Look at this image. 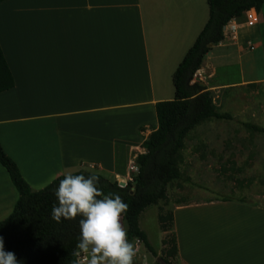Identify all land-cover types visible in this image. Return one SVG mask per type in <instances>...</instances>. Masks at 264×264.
<instances>
[{"label": "crops", "instance_id": "obj_1", "mask_svg": "<svg viewBox=\"0 0 264 264\" xmlns=\"http://www.w3.org/2000/svg\"><path fill=\"white\" fill-rule=\"evenodd\" d=\"M208 17L206 0L0 1V47L14 79L0 92V144L31 189L79 170L133 183L155 104L174 97L172 74ZM238 20L228 22L237 37L212 44L191 82L216 91L264 79L252 66L260 54L264 68V3L256 28ZM233 55L239 78L224 81ZM17 196L0 164V220ZM171 210L177 264H264V197Z\"/></svg>", "mask_w": 264, "mask_h": 264}, {"label": "trees", "instance_id": "obj_2", "mask_svg": "<svg viewBox=\"0 0 264 264\" xmlns=\"http://www.w3.org/2000/svg\"><path fill=\"white\" fill-rule=\"evenodd\" d=\"M206 1L209 7L208 20L172 74L174 97L155 104L157 125L141 143L144 151L136 157L137 171L133 183L127 182L125 186H120L118 181L109 180L98 173L85 170L72 172L85 176L97 175L100 177L98 187L105 194L116 193L121 196L128 205V211L122 217L127 233L153 255L157 253L139 226L140 213L147 206L166 199L171 183L188 180L184 179L180 169V154L189 132L205 121L233 119L230 113L216 109L212 92L201 82H191L192 76L210 49L209 43H217L223 38L224 25L232 18L240 19L243 12L251 7L259 11L264 3V0ZM13 85L12 73L0 47V92ZM241 124L250 131L264 133V126L248 121ZM0 164L18 193L11 212L0 220V236L4 238L5 250L14 252L22 264H75L78 257L74 253L77 251L81 218L57 222L51 217L53 205L58 204L54 193L64 174L58 175L43 188L32 190L1 144ZM221 200L235 199L222 196ZM236 201L245 203L242 198ZM157 219L160 230L165 234L161 240L159 257L164 264H177L172 210H160ZM156 264L162 263L157 261Z\"/></svg>", "mask_w": 264, "mask_h": 264}, {"label": "rangeland", "instance_id": "obj_3", "mask_svg": "<svg viewBox=\"0 0 264 264\" xmlns=\"http://www.w3.org/2000/svg\"><path fill=\"white\" fill-rule=\"evenodd\" d=\"M238 21L243 23L244 18ZM248 27L254 29L256 25ZM253 58L254 72L264 75L260 54ZM240 64L237 55H233L222 80L238 79ZM211 92L216 109L230 113L233 119L205 121L185 137L180 169L184 179L188 180L171 183L167 198L147 206L140 214L139 225L157 255L147 251L140 241L128 234L129 241L137 248L134 264H140L146 258L156 264L162 248L158 247L161 230L157 213L171 210L173 203L218 201L222 204L225 201L221 197L227 196L235 199L232 201L242 198L245 204L255 205L264 197V133L250 131L241 124L248 121L264 126V79L221 86ZM161 235L163 238L165 234L161 232ZM79 259L84 264L83 254Z\"/></svg>", "mask_w": 264, "mask_h": 264}, {"label": "clouds", "instance_id": "obj_4", "mask_svg": "<svg viewBox=\"0 0 264 264\" xmlns=\"http://www.w3.org/2000/svg\"><path fill=\"white\" fill-rule=\"evenodd\" d=\"M99 184L97 175L66 172L55 190L58 204L53 205L51 217L57 222L81 218L75 264H81L82 254L84 264H134L137 248L122 223L128 205L119 194H105ZM0 264H22L14 252L5 250L3 236Z\"/></svg>", "mask_w": 264, "mask_h": 264}, {"label": "built area", "instance_id": "obj_5", "mask_svg": "<svg viewBox=\"0 0 264 264\" xmlns=\"http://www.w3.org/2000/svg\"><path fill=\"white\" fill-rule=\"evenodd\" d=\"M244 24L254 26L258 22V11L251 7L243 12ZM229 22V21H228ZM227 26V28H226ZM237 37V28L234 24L227 23L223 27V38L235 39ZM249 48L254 49V45L248 42ZM133 169V167H131ZM137 170V169H136Z\"/></svg>", "mask_w": 264, "mask_h": 264}, {"label": "water", "instance_id": "obj_6", "mask_svg": "<svg viewBox=\"0 0 264 264\" xmlns=\"http://www.w3.org/2000/svg\"><path fill=\"white\" fill-rule=\"evenodd\" d=\"M211 45H212V43H209V46H211ZM118 184H119L120 186H125V185H126V182H124V181H120V182H118ZM157 260L160 261V263L164 264V262L161 260L160 257H157Z\"/></svg>", "mask_w": 264, "mask_h": 264}]
</instances>
